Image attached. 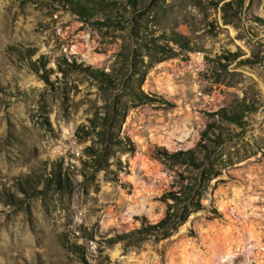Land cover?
<instances>
[{
    "label": "rangeland",
    "instance_id": "1",
    "mask_svg": "<svg viewBox=\"0 0 264 264\" xmlns=\"http://www.w3.org/2000/svg\"><path fill=\"white\" fill-rule=\"evenodd\" d=\"M87 5L0 0V264H264V0Z\"/></svg>",
    "mask_w": 264,
    "mask_h": 264
},
{
    "label": "trees",
    "instance_id": "2",
    "mask_svg": "<svg viewBox=\"0 0 264 264\" xmlns=\"http://www.w3.org/2000/svg\"><path fill=\"white\" fill-rule=\"evenodd\" d=\"M63 1L68 2L70 4L69 9H71L74 13H76V14H78L80 16L90 15L92 13V11H90L91 8L88 7V5H87L88 1H91V0H63ZM221 116L225 120H229V121H232V122H235V123H238V124H241V122H242L241 116L238 113H231V114L230 113L229 114L228 113H222ZM201 134H202V136H206L207 135V131L204 130V131H202ZM218 136H220V135L218 134ZM184 151L191 154V156H189L186 161L187 162H194L193 157H192V150L191 149H186ZM184 151L183 150H178V151H176V155L183 154V153H185ZM54 178H55L57 184L60 183V175L59 174H56L54 176ZM20 190L23 193H26V191H27L24 187H20ZM167 213L169 215V209H167ZM167 213H166V216H164L162 219H160L158 221L157 224H154L155 228H160L161 226H164V223H165L166 218H167Z\"/></svg>",
    "mask_w": 264,
    "mask_h": 264
}]
</instances>
